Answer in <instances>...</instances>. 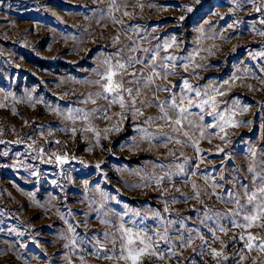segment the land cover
<instances>
[{"label":"rangeland","instance_id":"rangeland-1","mask_svg":"<svg viewBox=\"0 0 264 264\" xmlns=\"http://www.w3.org/2000/svg\"><path fill=\"white\" fill-rule=\"evenodd\" d=\"M112 4L0 0V264H125L120 215L158 239L165 225L157 212L175 223L144 264H264V219L244 227L250 206L231 215L237 194L247 204L243 185L260 183L249 167L264 172V0H115L110 15ZM131 57L142 62L115 79L133 95L140 89L135 108L143 115L127 93L124 109L96 95L104 61ZM153 68L160 75L150 85L129 83L130 73ZM185 79L202 92L220 88L218 111L231 114L238 101L236 123L215 127L211 108L201 112L195 92L182 93ZM173 94L177 103L183 94L194 102L179 130ZM161 101L171 120L159 119ZM77 108L89 119H68ZM58 156L79 161L61 164ZM249 234L258 238L251 249ZM96 239L107 251L96 250Z\"/></svg>","mask_w":264,"mask_h":264},{"label":"snow or ice","instance_id":"snow-or-ice-1","mask_svg":"<svg viewBox=\"0 0 264 264\" xmlns=\"http://www.w3.org/2000/svg\"><path fill=\"white\" fill-rule=\"evenodd\" d=\"M116 7L115 0H113V4L110 7L109 14L111 15V11L113 8ZM142 7V5H141ZM125 15H130V13L125 12ZM264 23V21H262ZM118 39V37L116 38ZM175 42V39L173 38V43ZM171 45L165 42V47H170ZM147 51V50H146ZM157 54H158V49H157ZM156 56L154 55L152 57V61H155ZM166 60H168L170 63L175 60L174 57H165ZM189 60L193 59V57L190 55L188 57ZM141 63L142 61L137 59L136 57H131L129 62L127 63H122L117 61L115 64L111 63L110 59H106L104 63L107 65L105 68L104 72L102 73V80L104 83L101 85L103 91L98 92L96 95L97 96H103L104 99H108L109 96L111 97V103L116 104L118 103L121 109H124L127 106V102L125 100L124 93H127V96L130 98V102L132 107L134 108V111L136 114L143 115L142 111L139 108H135L136 102H137V97L140 95V89H136L135 95H133V88L128 87L125 88L124 84L122 81H119L115 79L118 75H123L126 73L127 68L132 66V63ZM151 63V62H150ZM162 69L167 71L169 65H161L160 66ZM171 67L174 69L175 64H171ZM184 70H188V64L184 65ZM130 75L133 77L132 81H129V83H139L141 79H143V82L145 86L150 85L151 83L154 82V78L160 75V72L156 71L155 68H153L152 72L144 76L143 73H141L140 76H137L135 72L130 73ZM96 83H100V81H96ZM225 84L228 83V81L224 82ZM160 86H158L159 88ZM167 90V89H163ZM186 90L187 93L195 92L196 97H199L200 99L195 103V106L198 107L201 112H203L207 108H211V112L208 114L213 116V118L217 121V123L214 125L215 127H219L220 131H224L226 126L234 125L236 121L234 120L235 116V106L238 105V101H233V110L231 111V114H229V109H225L223 112L218 111V104L219 101L217 100L218 96H224L225 93L220 91V88L213 87L211 85L206 86L205 90L202 92L200 89H194L192 85L189 83L187 79L183 80V87L181 89L182 93H184ZM31 99V98H30ZM158 99V98H157ZM88 100H91V95L89 96ZM88 100L85 101V103L88 102ZM185 101L187 103L185 104ZM92 103H96L95 100H91ZM193 100L190 95L183 94L180 97V103H177V98L175 94L171 97V101L169 106L173 109L177 110L178 116L177 119L174 121L175 125L177 126L176 130H179L180 127L183 126V122L185 119H187L186 113L190 115L189 109L193 107ZM2 103H0V107H4ZM151 106V105H149ZM159 107L161 110L162 115L159 117L161 120H171V117L168 115V110L165 108V102L161 101L159 103ZM97 111V110H93ZM73 113L76 114H81L82 115H74ZM104 118L108 119L106 112L103 113ZM90 114L85 112L83 109H69L68 110V119L75 120L77 118L88 120ZM124 117L121 116V119ZM200 120H203V115H200ZM152 118L149 117V120ZM191 123V121H189ZM86 131L88 129H85ZM92 131H96V129H91ZM117 130H119L117 128ZM73 133L76 132V129H72ZM105 131H108L107 129ZM142 131L148 135L152 136L151 133L147 132V129H142ZM96 135L99 138L100 133L96 131ZM184 135H188L187 132L184 133ZM201 136H203V131H201ZM169 140L171 137L168 138ZM177 143H180L179 140L176 141ZM195 143V142H194ZM251 154L253 156L256 155L255 151H253L251 148L249 149ZM57 161L61 164L65 163L67 161V157H62L58 156ZM99 167V165H97ZM163 167V165H161ZM181 171H183V165H178ZM249 171L253 172V180L252 183L255 184L257 180L260 181L258 186H256L254 189L250 190L247 185H243L244 187V193L247 196V204H241L239 200V194H237L236 198V203H237V212L231 213L233 217L237 216L240 212H244L246 208L249 206L251 207V211L245 212L243 219L245 221L244 227H252L256 222L261 221L264 219V172H256L255 168L250 166ZM195 175V173H193ZM161 178L157 179V183L160 182ZM193 187L195 188L196 185L193 184ZM199 195V193H197ZM232 193L229 192V196H231ZM167 211V209H165ZM123 215H127V213H124ZM123 215H120V220L121 223L118 226L117 231L119 232V250H120V256L119 259L123 260L125 264H144V257L146 256H157L159 255L157 251V245L159 244L160 240H167L168 235H167V223H175L174 221H169L165 222L163 220V217L160 216V213L157 212L154 215L157 216L162 224L165 225V231L161 233L160 231H155L154 236L158 237V239H153L152 236L148 235V230L146 228H139L136 224L135 220L131 221L132 227H128L125 225L123 222ZM135 215H139L138 212L135 213ZM211 219V217H209ZM107 222V221H104ZM233 224L236 226H240L236 224V221L233 220ZM264 226V225H262ZM70 230H71V226ZM213 233L214 239H218V237L215 236V230L210 229ZM220 231H226V229L223 228V226L220 227ZM197 233L199 234V230H197ZM109 233L105 232L104 236L107 238ZM200 239L203 240V236H200ZM240 239H244V236L241 235ZM258 238L249 234L247 237V247L249 249L252 248L253 246V241H256ZM192 237L189 235L188 237V243H191ZM73 245L76 244L75 239L71 241ZM112 243L115 245L116 244V239H115V234H113V239ZM96 245H99L97 247V251L104 250V246L100 244L99 239H96ZM94 245V247H96ZM259 247L262 251H264V240L260 241ZM113 252H115V249H113ZM213 252H215V249H213ZM216 255H220V253L215 252ZM105 258H111V257H105ZM83 259V257L81 258Z\"/></svg>","mask_w":264,"mask_h":264},{"label":"water","instance_id":"water-1","mask_svg":"<svg viewBox=\"0 0 264 264\" xmlns=\"http://www.w3.org/2000/svg\"><path fill=\"white\" fill-rule=\"evenodd\" d=\"M62 157H67V161L65 162V164H70L79 161L76 157H72V158H69L68 156H62Z\"/></svg>","mask_w":264,"mask_h":264}]
</instances>
